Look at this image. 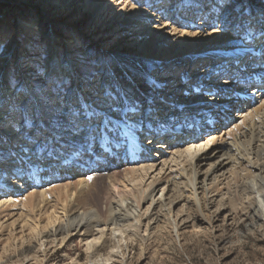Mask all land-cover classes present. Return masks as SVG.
Wrapping results in <instances>:
<instances>
[{
	"label": "bare ground",
	"instance_id": "obj_1",
	"mask_svg": "<svg viewBox=\"0 0 264 264\" xmlns=\"http://www.w3.org/2000/svg\"><path fill=\"white\" fill-rule=\"evenodd\" d=\"M154 1L164 5L171 3L168 11L161 6L162 10L158 13H168L172 16L170 20L179 19L184 23L181 30L170 26L167 33L178 36L176 52L153 59L137 58L130 54L116 55L118 65L112 75L119 81L118 88L123 89L121 94L127 93L128 103L121 104L119 115L112 116V112H108L105 117V111L101 114L106 128L93 125L99 124L98 121L92 125L82 122L84 129L87 128L89 143L86 146L75 144L73 151L79 155L87 152L91 161L97 163L108 160V168L113 170L108 178V192L112 200L103 209L89 200L95 181L87 179L90 169L84 163H76L73 160L75 154L61 156L56 160L57 165L49 154L50 158L46 161L56 167L54 170L49 168L52 174L46 173L47 170L44 173L42 165L34 163L32 159H23L25 152L21 148L14 150V142L20 139L21 132H25L23 126L27 124V117L17 115L13 106L9 113H0L3 123L8 124L0 128V135L7 141L3 146L5 149H0V195L22 196L27 193L23 199L16 200H22L23 206L18 219L7 226L0 223V229L6 227L8 231L9 250L14 252L26 246L25 252L30 253L33 251L32 245L38 243L39 251L28 259L43 264L58 248H65L74 238H79L87 244L89 263L116 264L119 261L123 264L124 249H129L137 238L145 240V236H141L143 232L147 234L155 230L154 233H158L170 229L180 238L182 227L186 224L191 223L195 227L199 220L211 226L215 218L212 220L210 205L214 206V213L228 209L233 213L240 208L248 210L258 218L259 225L264 226V92H258L254 100L249 101L240 91L242 89L232 87L234 80L217 82L205 70L211 64L214 52L235 53L232 58H227L231 62L239 59V63L245 66L240 76L242 80L246 79L248 72L252 71L246 63L260 57V51L264 50V37L260 36L264 31V0H232L230 6H224L221 0ZM126 2L122 0V3H117V6L121 5L120 12L128 10L130 4ZM241 4L245 6L243 9L239 7ZM155 6L142 3V18L149 19ZM134 11L135 8H130L128 15L132 14L137 19L140 14ZM233 14L236 21L229 27V34L219 30L207 32L216 19L220 20V24ZM242 16L244 21L241 20ZM19 24L26 31L32 32L37 28L29 20H19ZM156 30L154 28L152 32ZM14 32L19 35L17 30ZM41 34L51 37L47 45L50 54L45 63L48 75L56 71L58 77L69 76L74 80L75 89H81L76 82L78 71L73 58L69 55L67 61L61 62L58 55L60 46L51 44L55 40L53 34L44 30H41ZM18 35L10 41V47L1 58L0 77L3 67L12 61L13 56L9 51ZM211 42L210 46H203ZM198 48H213V53ZM207 55L211 58L207 59ZM163 59L171 64H160L159 61ZM199 64H203V69L197 72ZM120 76H123V80ZM4 81L0 79V85L6 83L0 87L3 110L12 104L19 90L25 93L35 88L25 79L20 87H16L15 94L10 95V88ZM252 93L247 96L253 97L255 94ZM71 94L68 92V99L75 98ZM76 96L75 108L90 102L79 93ZM244 98L246 102L241 103L240 100ZM133 106L140 109L141 118L144 114L145 121L138 119L136 114L132 116L130 112L125 115L128 108ZM148 113L152 115L151 120L146 116ZM238 119L240 122L235 124ZM38 123L33 124V129ZM230 123H233V129L224 133ZM10 124L12 129L8 130ZM211 132L219 135L212 138L202 136ZM188 135L193 136L192 139H188ZM19 145L22 147L24 143ZM150 148L159 151L153 154ZM37 153H42V150H37ZM166 154H169L167 159ZM142 158L146 159L136 162ZM59 163L61 170L56 169ZM74 165L83 171L82 176H78L76 182H67L70 168ZM49 178L54 180L53 184L59 182V185L49 188L51 181L48 183L45 180ZM59 178H63L65 183ZM220 183H225L226 189L223 194L219 192L221 195L216 191ZM30 185L32 191L28 187ZM215 192L219 199L215 198ZM17 193L20 195H15ZM49 196L54 198L53 201H49ZM112 241L113 248L103 255L102 252Z\"/></svg>",
	"mask_w": 264,
	"mask_h": 264
},
{
	"label": "rangeland",
	"instance_id": "obj_2",
	"mask_svg": "<svg viewBox=\"0 0 264 264\" xmlns=\"http://www.w3.org/2000/svg\"><path fill=\"white\" fill-rule=\"evenodd\" d=\"M57 1L62 3L58 4ZM97 1L0 0V61L6 53V49L10 47V41L18 35L14 31L17 30L19 33L17 41L12 44V49L9 51L10 55L13 56L11 57L12 61L3 67V74L0 77L1 80L7 82L10 88V95L15 94L14 90L16 87H20L25 79L28 80V84L35 88H39L43 83L37 78L36 70H45L46 59L49 58L50 54V49L47 45L51 37L41 34V30L46 31L48 34H53L55 40H52L51 44L60 46L58 55L61 62L67 61L69 55L73 58L76 71H78L76 82L81 89H84L83 98L88 99L87 101L95 99L94 93H102L103 89L109 86L122 96L123 89L118 88L117 84L119 81L115 79V75H112L118 65L116 55L130 54L137 58L148 57L153 59L158 56L167 57L170 53L176 52L178 36L167 33L172 26L173 28L175 26L177 30H181L184 23H181L182 20L179 19L170 20L172 16L168 13L166 15L158 13L162 9H167L168 11V7L171 5L168 1L173 2L175 0H164V3L167 2L168 5L157 3L154 0H125L127 1L126 4H130L128 10L135 8L136 11L134 12H138L137 14H140L142 3L146 2L149 7L156 4L152 8L154 11L149 19L142 18L141 14L136 19L132 14L128 15V10L120 12L121 5L117 6V0ZM161 6L164 8L160 9ZM235 17V14H233L226 21L220 23L223 29L222 33H230L229 27L235 24ZM19 20L33 21L37 28L32 32L23 30V25L19 24ZM209 21L211 22V20ZM134 22H138V24H133ZM214 22L219 24L220 20L216 19ZM154 28L157 30L153 33L152 29ZM195 30L197 31V29ZM211 31H213L211 27L207 28L208 33ZM232 36L235 37V35ZM212 43L204 44L203 46L207 47ZM198 47H201V45L199 46L198 44ZM198 49L211 52L210 54L213 53V48ZM177 56L179 55L177 54ZM209 56L207 55L206 58L209 59ZM186 58L189 57L187 56ZM159 63L171 64L170 62H164V59L159 61ZM202 65H198L197 72L203 69ZM49 76L57 77L58 75L56 71H52ZM120 77L123 80V76ZM63 79L67 81L71 78L64 76ZM73 81L71 79V87L66 90L65 100L67 104L69 103L68 108L74 110L77 106L76 95L78 92ZM5 85L2 83L0 87ZM86 85L89 87L85 88ZM68 92H71V95L75 98L72 99L71 97L68 99ZM23 93V91L19 90L12 99V104H9L8 108L4 110L9 113L10 108L13 106V109L18 112L17 115L27 117V124L23 126L25 132L19 134L20 139L14 142L15 145L12 144L14 145V150L21 148L25 152H23V155H25L23 159H32L34 163L36 162L43 166L44 173L47 170L46 173L50 172V174L52 173L49 168L54 170L56 166H51L49 161H46L47 158H50L48 157L49 154L52 155L51 160H54L56 165L58 163L56 160L60 159L61 156H73L75 154L73 160L76 163H84L90 169L88 176H92V180L95 181L94 187L90 190L91 196L89 200L93 205H99L103 209L106 203L112 200L108 192V178L113 174V170L108 168L110 166V164H107L108 160L97 163L95 160L91 161V156L87 152H82L81 155L73 152L76 148L75 144L86 146L89 143V135L86 133L87 128L84 129L81 126L82 130L79 134H74L73 131L69 130L65 121V117L70 115L68 111L63 113L56 110L39 112L34 111L30 106L14 107L15 99L22 97ZM171 98L175 101V98ZM164 106L166 107V105ZM104 111L106 112L103 115L105 117L108 112H112V116L120 113V109L113 112L105 108ZM141 113H135L136 117L145 121L146 119H143L144 114L143 118H141ZM131 115L133 116V113ZM146 116L148 119H152V115H149V113ZM38 121L40 123L33 129V124ZM235 122L233 123L238 124L240 119ZM233 123L225 127L224 133L233 129ZM3 125L5 124L3 123ZM11 125L7 127L8 130L12 129ZM93 125L98 126L97 123ZM140 133L143 134V131ZM14 135L15 133L12 136ZM216 135L218 136L219 134L211 132L202 136L212 138ZM28 136L30 137L28 138ZM186 137L192 139L193 136L188 135ZM22 143L24 145L20 147L19 144ZM3 146L0 149H5ZM8 148L11 149L10 145ZM47 148L49 150L45 153ZM40 149L42 153H37V150ZM150 149L153 154L159 151L153 148ZM119 152L121 153L122 149ZM164 152L167 151L165 150ZM147 155L149 157V154ZM168 156L169 154H166L165 159L169 158ZM145 159H137L136 162L138 163ZM123 160L125 161V159ZM144 163L141 162V164ZM60 164H58L56 169L61 170ZM75 167L74 165V167L70 168L71 174L68 175L67 182H76L78 181L77 177L82 176L83 171H79ZM59 179L65 183L63 178ZM45 180H48V183L51 181L49 188H56L55 186L59 185V182L53 184V179ZM149 182L150 180L147 184ZM28 187H30V191L33 190L31 185ZM224 189L225 183H220L216 191L221 195L225 193L226 189ZM217 193L215 192V198H218ZM26 194L22 196L0 195V223L2 225L7 226L13 220L18 219L23 212V206L22 200H20L21 203L17 202L19 201L17 198L23 199ZM15 195H20V193ZM53 199L52 196H49V201H53ZM4 202L7 203L3 204ZM209 209L212 220L215 218L212 221V225L208 226L199 222V220L195 223V227H192L191 223L186 224L182 227L180 238L172 233L170 229L158 233H154L155 230L149 231L147 234L143 232L141 236L144 235L145 240L137 238L129 249H124L125 260L123 264H264V226L259 225L258 218L242 208L234 213L229 212V209L221 211V213H214L215 208L213 205H210ZM153 227H156V225ZM0 233V264H38L28 258L39 251L40 244H33V251L30 253L25 252L26 246L19 247L13 252L7 246L8 231H6V227L2 228V230L0 229ZM113 246L114 243L112 241L102 254L107 255ZM88 255L86 242L79 238H74L67 247L58 248L43 264H91L88 262ZM116 264H120V262L117 261Z\"/></svg>",
	"mask_w": 264,
	"mask_h": 264
},
{
	"label": "snow or ice",
	"instance_id": "obj_3",
	"mask_svg": "<svg viewBox=\"0 0 264 264\" xmlns=\"http://www.w3.org/2000/svg\"><path fill=\"white\" fill-rule=\"evenodd\" d=\"M118 3H122V0H117ZM221 3L224 6H230L232 0H221ZM135 6V5H133ZM241 9L245 6L243 4L239 5ZM213 32L223 31L219 27L218 23H213L210 25ZM261 37H264V31L260 33ZM37 78L42 81V85L39 88L29 89L27 92L22 94V97H17L14 101V107H24L30 106L34 111L43 112L44 110H56L60 113H63L65 109L70 113L69 116L65 117L66 124L68 129L73 131L74 134H79L82 130V122H87L88 125H92L94 121H98V127L103 126L107 127V124L101 118V114L104 112L105 108L112 110L113 112L117 111L121 104L128 103L127 93L120 95L114 88L111 86L103 89L102 93H94L96 96L95 99L90 102L79 104V107L73 110L68 108L65 95L66 90L71 87V79L65 81L61 77H50L47 73V70L37 69L36 70ZM89 86L86 85L85 88ZM80 96L84 95V89H77ZM79 102V97H78ZM138 107L128 108L125 115L128 113H137L139 112ZM3 105L0 103V113H3ZM3 126V116L0 115V128ZM15 130V129H14ZM6 139L3 135H0V148L6 143ZM87 179L91 181L92 176H87Z\"/></svg>",
	"mask_w": 264,
	"mask_h": 264
}]
</instances>
